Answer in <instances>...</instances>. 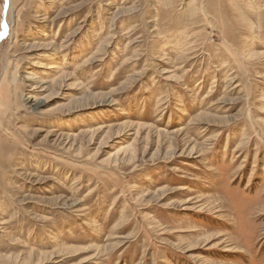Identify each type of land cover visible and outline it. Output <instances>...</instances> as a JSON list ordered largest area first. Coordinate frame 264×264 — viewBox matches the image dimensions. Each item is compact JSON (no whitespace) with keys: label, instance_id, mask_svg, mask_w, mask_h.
<instances>
[{"label":"rangeland","instance_id":"374dc122","mask_svg":"<svg viewBox=\"0 0 264 264\" xmlns=\"http://www.w3.org/2000/svg\"><path fill=\"white\" fill-rule=\"evenodd\" d=\"M0 264H264V0H0Z\"/></svg>","mask_w":264,"mask_h":264},{"label":"bare ground","instance_id":"6f19581e","mask_svg":"<svg viewBox=\"0 0 264 264\" xmlns=\"http://www.w3.org/2000/svg\"><path fill=\"white\" fill-rule=\"evenodd\" d=\"M17 75H18L17 73H15V74L13 75V78H14L15 82L18 81V80H17V79H18V76H17ZM52 83H53V82H52ZM52 83H51V84H52ZM48 88H49V86H48L46 89H48ZM34 98H35V100H34V106H35V107H34V108H37V106H39V104L42 103V102L38 99L39 97H38L37 95H35ZM82 99H83V98H82ZM79 102H80V101H79ZM38 103H39V104H38ZM193 145H194V144H193Z\"/></svg>","mask_w":264,"mask_h":264},{"label":"water","instance_id":"95a60500","mask_svg":"<svg viewBox=\"0 0 264 264\" xmlns=\"http://www.w3.org/2000/svg\"><path fill=\"white\" fill-rule=\"evenodd\" d=\"M8 27L6 26V28L5 29H7Z\"/></svg>","mask_w":264,"mask_h":264}]
</instances>
